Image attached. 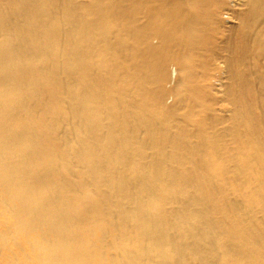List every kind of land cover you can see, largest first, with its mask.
I'll return each mask as SVG.
<instances>
[{
	"label": "bare ground",
	"instance_id": "obj_1",
	"mask_svg": "<svg viewBox=\"0 0 264 264\" xmlns=\"http://www.w3.org/2000/svg\"><path fill=\"white\" fill-rule=\"evenodd\" d=\"M0 264H264V0H0Z\"/></svg>",
	"mask_w": 264,
	"mask_h": 264
}]
</instances>
